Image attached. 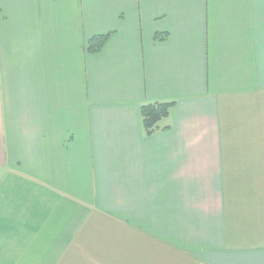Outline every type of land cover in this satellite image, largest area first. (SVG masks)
Returning <instances> with one entry per match:
<instances>
[{
	"label": "crops",
	"instance_id": "crops-1",
	"mask_svg": "<svg viewBox=\"0 0 264 264\" xmlns=\"http://www.w3.org/2000/svg\"><path fill=\"white\" fill-rule=\"evenodd\" d=\"M0 264H264V0H0Z\"/></svg>",
	"mask_w": 264,
	"mask_h": 264
},
{
	"label": "trees",
	"instance_id": "trees-1",
	"mask_svg": "<svg viewBox=\"0 0 264 264\" xmlns=\"http://www.w3.org/2000/svg\"><path fill=\"white\" fill-rule=\"evenodd\" d=\"M107 38L106 36H96L89 40L87 49L90 52L100 49ZM172 102H155L144 104L140 108L141 122L146 134H151L160 128L159 122L168 116Z\"/></svg>",
	"mask_w": 264,
	"mask_h": 264
}]
</instances>
